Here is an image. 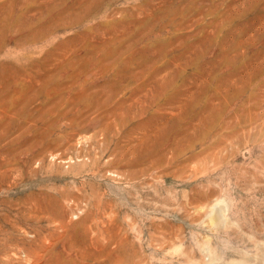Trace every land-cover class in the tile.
I'll return each mask as SVG.
<instances>
[{
	"label": "rangeland",
	"instance_id": "1",
	"mask_svg": "<svg viewBox=\"0 0 264 264\" xmlns=\"http://www.w3.org/2000/svg\"><path fill=\"white\" fill-rule=\"evenodd\" d=\"M229 261L264 264V0H0V264Z\"/></svg>",
	"mask_w": 264,
	"mask_h": 264
},
{
	"label": "bare ground",
	"instance_id": "2",
	"mask_svg": "<svg viewBox=\"0 0 264 264\" xmlns=\"http://www.w3.org/2000/svg\"><path fill=\"white\" fill-rule=\"evenodd\" d=\"M69 98H70V97H69ZM76 102H77V101H76ZM49 126H50V125H49ZM52 127H53V126H52ZM55 127H56V126H55ZM212 216H213V215H212ZM211 218H212V217H211ZM218 219H219V218H218ZM214 220H215V219H214ZM259 252H260V251H259ZM229 262H230V261H229ZM231 262H232V260H231ZM231 262H230V263H231ZM227 263H228V262H227ZM231 264H233V263H231Z\"/></svg>",
	"mask_w": 264,
	"mask_h": 264
}]
</instances>
